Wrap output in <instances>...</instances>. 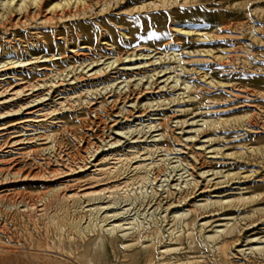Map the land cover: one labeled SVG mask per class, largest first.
Instances as JSON below:
<instances>
[{"label":"rangeland","instance_id":"1","mask_svg":"<svg viewBox=\"0 0 264 264\" xmlns=\"http://www.w3.org/2000/svg\"><path fill=\"white\" fill-rule=\"evenodd\" d=\"M66 1L74 0H47L44 9ZM187 1L121 0L102 13L94 4L85 16L61 22L31 7L32 17L23 9L6 23L7 6L0 5V264H264V248L249 249L264 247V0ZM171 51L180 63L170 57L147 64ZM133 52L153 57H129L93 75ZM153 68L158 86L140 95L134 109L133 94L127 97L125 109L132 111L119 113L128 92L123 80L134 93L133 83ZM69 70L80 75L77 84L50 88L54 75ZM97 85L108 86L102 107ZM146 100L153 106L143 109ZM204 119L217 125L206 128ZM150 120L161 126L146 132ZM159 132L158 141L147 137ZM96 148L92 161L117 149L137 150V162L154 163L140 189L95 195L88 205L111 204L102 215L127 208L122 221L138 218L139 227L106 241L98 228L80 236L68 226L78 218L69 200L47 209L58 224L22 211L25 195L45 194L60 181L74 189L76 181L91 180L85 166ZM61 163L65 171L77 169L44 181ZM226 223L232 232L206 238ZM164 247L173 249L161 254Z\"/></svg>","mask_w":264,"mask_h":264},{"label":"bare ground","instance_id":"2","mask_svg":"<svg viewBox=\"0 0 264 264\" xmlns=\"http://www.w3.org/2000/svg\"><path fill=\"white\" fill-rule=\"evenodd\" d=\"M13 1L14 0H1L0 1V5L7 6L6 7L7 10L5 11V14H4V17L6 19L4 22L6 23L12 22L13 20L12 16L18 12L21 13L23 9L27 11L26 16L32 17L31 15H29L30 14L29 10H27L28 8L30 9L31 7L36 8V11H35L36 15L42 14L44 12L45 13L42 16L50 14V16L47 17L48 18L47 20L49 22H58V21L61 22L63 20H69L71 18L85 16L87 14V9L90 10L94 4L99 6V12L102 13L106 11L109 7H111L112 5H117L118 3L121 2V0H91L88 5L87 4L85 5L84 0H74L71 4H70V1H66L65 3L54 4L53 6L47 9H44L45 7L44 5L47 3V0H32V1H29L28 3L25 0H21V2H19L17 6L9 7V5ZM184 2L186 3L188 1L184 0ZM157 6L158 4L156 3H154L153 5L146 4V5H142L139 7H133L132 10H135L136 8H137L136 10L138 9L141 10V8L143 9L145 7L154 8ZM255 10L262 11V8L258 7V8H255ZM35 12H33V15L35 14ZM17 23H19V21ZM21 23L23 24L25 23V21H21ZM135 56L137 57L141 56L144 59H149L153 57V56H150L149 54H142V53L137 54L136 52H133L131 55L126 54L124 58L121 56L119 57L115 56L112 60L107 62L105 67L101 66L98 69H96L93 75L104 74L106 69H109L113 65H116L117 62L124 60V59H128L129 57H135ZM170 57L173 58L174 61H177L178 63L182 61V58L178 53H176L175 51H171L169 53L163 52V55L156 56L154 60H150V62H148L147 64L153 65L156 62H160L164 60V58L169 59ZM96 61L97 60H95V62ZM83 63L84 62L81 63V68H83ZM92 64L93 62H89L88 65L86 64L85 66H89V70H92L93 69ZM140 66H143V65H140ZM155 69L156 68L151 69V72L149 73H143L144 75L139 77L133 83V85L135 86V89L137 90L134 93H132L131 91L130 93H128L130 82L128 80H123L125 84L122 86V88L128 87V90H127L128 92L127 94L124 93L122 105L119 107V113L131 112L132 109H134V107L140 106V102L142 100H140L139 96L140 95L146 96L147 92L152 91V89L158 86L156 83L157 78H155V72H156ZM163 70L164 69H161L159 72H163ZM71 72L72 70H69V72H67L66 74L65 73L62 74L61 72L59 74L54 75V78L50 80V84H49V86H51L50 88L55 87L57 84H61L65 80L71 81L70 83L72 84L74 83L77 84V81L80 79V75L71 74ZM88 75L92 76V73H88ZM67 76L69 77L65 79V77ZM143 78H145L144 82H143ZM168 78L169 76H167L163 80H167ZM110 81H114V79L113 80L111 79ZM183 85L185 88H188L190 86V84L187 82H184ZM165 86L166 85L163 84L162 86H159V88H164ZM107 89H108V86L105 85L102 87H98L95 91H93V93L95 94V97L97 98L98 94L102 95ZM119 92L120 90L118 91V93ZM13 93L15 95H18V93L20 92L14 91ZM118 93H117V96H119ZM1 94L2 93H0V95ZM132 94H133V97H132L133 101L131 105L132 109H125V104L127 103L125 99ZM101 97H102V101L100 102L101 103L100 106L102 107V106H105L107 103H109L108 101L109 97H106L105 94L102 95ZM191 98L193 97L192 96L188 97V99H191ZM37 100H33V101H37ZM86 101L87 99H85L83 102H86ZM92 104H94V102L89 101V105H91V107H93ZM141 105H143V109H144L147 107H152L153 103L150 100H146L143 103H141ZM178 123L182 124L183 122L182 120H179ZM215 125L217 124H216V121L214 120H207V119L203 120V126L206 128L207 127L213 128ZM145 126L148 128L146 132L154 131L155 128H157V126H161V121L156 122V121L150 120L148 123L145 124ZM134 128H136L135 130L138 129L137 127H134ZM147 137H152L154 141H158L159 139L164 137V134L163 132H159L153 135H151L150 133ZM115 143L116 142H112L110 144H115ZM131 147L134 148L135 146H131ZM97 148L89 152V156H88L89 160L87 162V165L85 166L87 168V166L90 165V167L92 168L91 170L89 169L90 175H93L92 176L93 178L91 180L80 183V184H77L78 181H76L77 183L74 185L75 186L74 189L72 188L73 184L70 183L69 181L67 182L60 181L59 183H57L55 187L48 189V191H46L45 194L36 195V196L25 195L23 197L24 198L23 200L24 208H22V211L26 215L33 216L36 219L38 218L46 224H58V221H55L54 214L47 213L48 211L47 209L50 205L56 204V203H59L60 205L64 206L65 201L68 202L69 200V202H71L69 204L72 206L73 211L76 214H78V218H76V220L68 219L69 221L68 226H71L73 229H75L78 235L80 236L86 235L87 233L92 232L96 228H98L99 238L106 240V241L108 240V238L114 236L118 232L120 233L121 236H125L127 233H129V230L127 231V229H134L136 226L139 227L140 225H139L138 218L133 217L131 220L127 222L122 221L121 217L123 216L124 213H126V211L128 210L127 208L122 207L123 208L122 211L106 212L104 215H102V214H99V212L111 204L105 205V206L100 204V205L93 206V207H90V206L88 207V205L92 204L89 201L93 200L92 197L95 195L102 194L100 198H102V196H105L106 194L107 196H105L104 198H107L109 197V195H113V194L121 195V197H124V195L128 194L131 190L136 189V188L140 189L144 185V183L150 180V177H151L150 171L152 167L154 166V163L137 162L136 159L139 156L137 154L138 153L137 150L136 151L128 150L125 153H121L117 149L101 154L102 157L98 158V161H92V159L93 160L97 159V156L99 154V151H98L99 149L97 150ZM144 150L148 151L151 149L144 147ZM66 167L67 166L65 164L61 163V168H54L56 170H52L51 171L52 174L49 177L46 176L43 180L46 182L54 181V180L59 181L60 178H64L66 175L69 174V172L76 171L75 169H77V168H70L65 171L64 168ZM193 183L194 181L187 180L185 182V185L193 184ZM92 188H95V189H92ZM71 190H73L74 192L69 194L68 192ZM85 198H88L87 201ZM247 198L249 197H245L242 199H247ZM181 200H184V197H182ZM114 201L116 202H113L112 204H119L117 200H114ZM94 212H96V217H94ZM82 213L84 214L82 215ZM183 214L184 213L174 212V216H182ZM110 218H112V220L107 222L108 219L110 220ZM225 225L226 226L223 228L216 229L215 233L206 235V238L214 239L216 236L219 235L220 232L225 233V234L232 232L233 230L232 225L228 223H226ZM125 226H128V227H125ZM170 233H172V230ZM262 248L264 247L260 245H255L249 249L260 251ZM172 249L173 248L164 247L163 250L161 251L162 252L161 254L169 252ZM223 252L225 253L224 248H223ZM156 264H185V263H179V262L175 263L174 261H169V260L164 261L163 259H161L159 262L156 261Z\"/></svg>","mask_w":264,"mask_h":264}]
</instances>
